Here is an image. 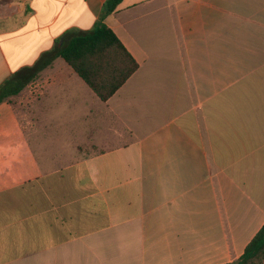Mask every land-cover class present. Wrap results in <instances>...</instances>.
Returning <instances> with one entry per match:
<instances>
[{
    "label": "crops",
    "instance_id": "1",
    "mask_svg": "<svg viewBox=\"0 0 264 264\" xmlns=\"http://www.w3.org/2000/svg\"><path fill=\"white\" fill-rule=\"evenodd\" d=\"M106 0H0V84ZM106 101L55 58L0 103V264H226L264 225V0H122Z\"/></svg>",
    "mask_w": 264,
    "mask_h": 264
},
{
    "label": "trees",
    "instance_id": "2",
    "mask_svg": "<svg viewBox=\"0 0 264 264\" xmlns=\"http://www.w3.org/2000/svg\"><path fill=\"white\" fill-rule=\"evenodd\" d=\"M16 0H1L12 3ZM122 0H106L100 19L90 31H67L61 46L42 53L33 66L10 74L0 84V103L17 95L37 74L61 57L101 101L108 100L138 69V64L102 20L115 11ZM264 264V225L232 263Z\"/></svg>",
    "mask_w": 264,
    "mask_h": 264
},
{
    "label": "water",
    "instance_id": "3",
    "mask_svg": "<svg viewBox=\"0 0 264 264\" xmlns=\"http://www.w3.org/2000/svg\"><path fill=\"white\" fill-rule=\"evenodd\" d=\"M62 42H63V38H61V39L59 40V42H58V46H61Z\"/></svg>",
    "mask_w": 264,
    "mask_h": 264
}]
</instances>
